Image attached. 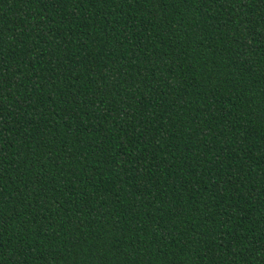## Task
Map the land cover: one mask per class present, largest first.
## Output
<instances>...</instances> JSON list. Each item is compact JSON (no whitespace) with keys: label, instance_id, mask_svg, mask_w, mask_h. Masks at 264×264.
Segmentation results:
<instances>
[{"label":"trees","instance_id":"trees-1","mask_svg":"<svg viewBox=\"0 0 264 264\" xmlns=\"http://www.w3.org/2000/svg\"><path fill=\"white\" fill-rule=\"evenodd\" d=\"M0 264H264V0H0Z\"/></svg>","mask_w":264,"mask_h":264}]
</instances>
